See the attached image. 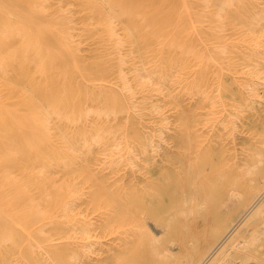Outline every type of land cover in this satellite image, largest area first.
I'll list each match as a JSON object with an SVG mask.
<instances>
[{"label":"bare ground","instance_id":"6f19581e","mask_svg":"<svg viewBox=\"0 0 264 264\" xmlns=\"http://www.w3.org/2000/svg\"><path fill=\"white\" fill-rule=\"evenodd\" d=\"M214 4L0 0V264H264V0Z\"/></svg>","mask_w":264,"mask_h":264},{"label":"rangeland","instance_id":"374dc122","mask_svg":"<svg viewBox=\"0 0 264 264\" xmlns=\"http://www.w3.org/2000/svg\"><path fill=\"white\" fill-rule=\"evenodd\" d=\"M220 1H221V3H222V0H213V3H215L214 5H215V7H220V6H222L221 5V3H220ZM231 88H232V90H233V92H235V91H237V85H235V84H232L231 85ZM258 107L260 106V105H257ZM147 122H149L150 120H148V118H144ZM170 119V118H169ZM248 131H242V130H239V131H237V133H236V136L234 137L235 139H234V142H235V147H237V148H239V146L241 147L243 144H246V142H247V138H248V133H247ZM241 141H242V143H241ZM245 141V142H244ZM229 144L231 145L232 143L231 142H229ZM239 145V146H238ZM192 193H194V192H188V193H186V194H184L185 195V197H187V196H189V195H191ZM176 196L178 197L179 196V194H176ZM182 196H180V197H178V199L179 198H181ZM172 199V200H171ZM171 199H168V200H170V201H173V197H171ZM168 200H166V198L164 199V201H161V202H158V204H157V213H160V212H164V209H166V207L170 204V201H168ZM169 203V204H168ZM167 205V206H166ZM166 206V207H165ZM181 206L178 204V205H175V207L173 208L174 210H171V213L173 212V213H175L179 208H180ZM148 226H149V230H150V232L151 233H153V234H155L156 236H159V235H161L162 234V232H163V229H162V227L161 226H157V225H155L154 224V222L152 221V220H149L148 221Z\"/></svg>","mask_w":264,"mask_h":264}]
</instances>
